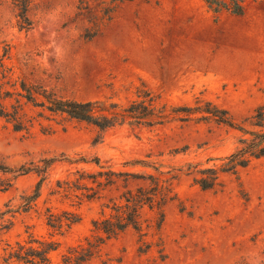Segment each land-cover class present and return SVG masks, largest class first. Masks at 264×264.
<instances>
[{
	"label": "rangeland",
	"instance_id": "rangeland-1",
	"mask_svg": "<svg viewBox=\"0 0 264 264\" xmlns=\"http://www.w3.org/2000/svg\"><path fill=\"white\" fill-rule=\"evenodd\" d=\"M85 2L87 13L75 8ZM100 0H29L31 26L19 30L7 0H0V55L13 78L21 77L63 99L101 101L108 97L125 103L142 84L159 105L195 107L210 102L225 110L234 124L249 131L254 110L264 105V0H243L240 17L213 14L202 0H130L107 5ZM113 7L109 20L101 9ZM78 13V14H77ZM81 13V15H79ZM96 35L84 40L85 30ZM195 114L191 118L198 117ZM44 124V123H43ZM241 133L211 121H171L155 128L131 130L127 126L104 132L92 144L96 131L69 122L65 129L29 134L15 132L0 119V166L16 170L42 158L60 154L97 156L114 169L123 162H153L159 171L199 164L217 166L228 155ZM80 167V166H77ZM73 167L55 165L34 208L15 210L20 197L30 194L37 178L28 173L0 172V264L3 249L24 244L27 235L56 242L50 264L69 247L90 237L91 222L100 217L106 198L82 202L78 207L58 197H48L55 179ZM134 172H150L140 167ZM221 187L200 190L190 176L179 175L172 188L176 200L163 209L158 236L162 262L156 248L137 252V236L131 230L107 241L98 257L87 264H259L264 262V157L252 161L235 175L220 176ZM60 215L71 212L78 221L57 234L45 225L44 210ZM154 212L144 210L143 218ZM147 242L154 241L149 237ZM35 246V245H33Z\"/></svg>",
	"mask_w": 264,
	"mask_h": 264
},
{
	"label": "trees",
	"instance_id": "trees-1",
	"mask_svg": "<svg viewBox=\"0 0 264 264\" xmlns=\"http://www.w3.org/2000/svg\"><path fill=\"white\" fill-rule=\"evenodd\" d=\"M14 12L19 30H27L31 22L27 16L29 0H7ZM107 5L130 0H100ZM204 6L213 14L225 12L234 17L243 15V0H202ZM85 2L79 1L77 11H86ZM113 7L101 9V19L109 20L108 14ZM78 14V13H77ZM81 15V13L79 14ZM97 33L95 27L85 30L84 40H90ZM7 54L0 55V119L15 132L29 134L36 125L40 133L48 135L55 127L61 130L65 125L74 122L92 128L96 137L92 144H97L102 135L109 129L127 126L131 130L155 128L171 121L196 122L211 121L217 125L236 129L241 133L233 150L226 156L218 158L217 166L201 167L199 164L187 163L183 167L167 172L159 171L153 162L141 159L123 162L122 169H114L108 161L97 156L86 157L81 154L53 158H42L36 163L20 166L9 170L0 166L2 174H14L12 179L32 173L37 181L30 194L20 197V203L15 210L8 209L5 214L27 212L34 208L41 195V187L47 182L49 173L55 165L72 166L66 170L62 179H55L53 187L49 188L48 197H58L69 200L72 206L78 207L82 202L98 201L106 198L101 207L100 217L91 222L93 235L84 238L81 243L69 247L59 257V264H87L98 257L102 246L109 240L131 230L137 236L140 254L146 253L151 247L156 248L157 259L165 258L158 236L163 221L164 207L176 200L172 183L179 175L190 176L193 185L200 190H215L221 187L220 176L235 175L246 168L252 161L264 157V105L258 106L250 117V126L257 131L245 130L234 124L225 110L219 109L210 102L195 101L200 104L195 107H171L159 105L151 92L142 84L135 88L133 97L121 104L108 97L101 101H75L54 96L44 88L27 82L24 78L15 77L10 68L4 65ZM198 117L191 118L193 115ZM44 123V124H43ZM80 166V167H77ZM140 167L152 170L150 172H134L129 168ZM10 181L0 184V190L10 188ZM144 210L154 212L151 219L143 218ZM78 216L71 212H61L57 215L50 208L44 210L45 225L59 234L78 221ZM3 225L0 229H8ZM149 237L154 241L147 242ZM35 245V246H33ZM57 248L56 242L40 241L30 234L27 242L14 246L6 245L3 249L2 262L19 264H50L49 253ZM104 264V263H103ZM240 264V263H239ZM259 264H264L261 262Z\"/></svg>",
	"mask_w": 264,
	"mask_h": 264
}]
</instances>
